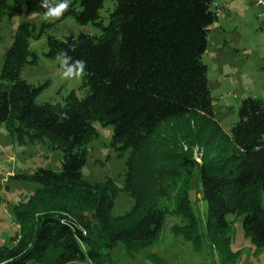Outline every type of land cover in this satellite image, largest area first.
Segmentation results:
<instances>
[{
    "label": "trees",
    "instance_id": "obj_1",
    "mask_svg": "<svg viewBox=\"0 0 264 264\" xmlns=\"http://www.w3.org/2000/svg\"><path fill=\"white\" fill-rule=\"evenodd\" d=\"M104 1L72 0L64 13L82 25L97 26L98 34L81 31L64 39L46 35L48 58L64 49L87 62L83 97L71 91L63 104L36 101L42 86L20 76L25 65L37 60L29 47L36 36L31 23L17 25L3 54L0 123L19 141L47 139L63 155L59 171L37 168L13 175L38 184V189L15 206L19 231L10 245H0V264H38L44 255V264H99L102 253L117 244L130 251L151 245L168 213L156 198L134 189L140 186L143 139L161 122L189 113H201L219 127L202 61L218 5L212 7L213 0H115L104 25L99 16ZM15 2L44 12L39 0ZM9 10L8 0H0V21ZM96 121L112 126V145L130 150L122 188L81 176L85 145L97 134ZM227 135L232 148L219 166L212 160L196 164L199 192L207 205L205 226L221 234L223 244L230 226L227 216H241L244 234L255 250H264V99L242 97L238 120ZM182 163L187 166V159ZM119 190L132 195L133 209L137 205L132 217L111 214ZM173 213L193 233L174 229V234L197 247L202 233L188 188L175 196Z\"/></svg>",
    "mask_w": 264,
    "mask_h": 264
},
{
    "label": "rangeland",
    "instance_id": "obj_2",
    "mask_svg": "<svg viewBox=\"0 0 264 264\" xmlns=\"http://www.w3.org/2000/svg\"><path fill=\"white\" fill-rule=\"evenodd\" d=\"M8 4L10 10L0 21V69L17 25L29 22L36 35L30 39L29 47L37 60L35 64L25 65L20 76L42 86L36 101L63 104L71 91L83 97L87 90L84 76L72 80L62 77L57 61L45 56L46 35L64 39L81 31L98 34L100 29L91 23L82 25L72 15L65 14L55 22H44L42 12L19 5L15 0H8ZM114 4L115 0H105L99 9L104 25ZM215 5L219 7L217 19L209 26L202 61L207 66L213 116L219 127L201 113H189L161 122L143 139L138 150L142 161L140 186L136 184L134 189L143 191L150 199L156 198L168 215L159 237L151 245L130 251L125 245L117 244L111 251L102 253L99 264H264V250H255L250 237L244 234L241 216H227L230 226L225 231L227 241L223 244V236L210 233L205 226L207 205L198 188V165L212 160L217 161L214 165L217 167L231 150L227 134L238 120L240 99L246 96L264 99V4L255 0H213L212 7ZM43 24H46L45 31L40 33ZM93 125L97 134L85 145L86 160L81 176L91 183L110 180L122 188L130 150L111 144V125L98 121ZM62 155V150L47 139L19 141L0 123V245H10L19 231L15 206L27 201L38 189V184L13 175L30 174L37 168L59 171ZM185 158L187 166L182 163ZM183 187L188 188L199 220L202 234L197 247L184 235L173 232L179 229L193 234L183 229L179 217L173 213L174 198ZM133 206L132 195L119 190L114 196L111 214L132 217L137 205L134 209ZM47 259L44 255L38 264H44Z\"/></svg>",
    "mask_w": 264,
    "mask_h": 264
},
{
    "label": "clouds",
    "instance_id": "obj_3",
    "mask_svg": "<svg viewBox=\"0 0 264 264\" xmlns=\"http://www.w3.org/2000/svg\"><path fill=\"white\" fill-rule=\"evenodd\" d=\"M72 5V0H39V6L44 9L41 19L44 22H55L59 20ZM57 61L62 77L66 80L79 79L85 74L87 62L83 59H73L68 51L60 49L57 51Z\"/></svg>",
    "mask_w": 264,
    "mask_h": 264
},
{
    "label": "built area",
    "instance_id": "obj_4",
    "mask_svg": "<svg viewBox=\"0 0 264 264\" xmlns=\"http://www.w3.org/2000/svg\"><path fill=\"white\" fill-rule=\"evenodd\" d=\"M255 2L258 4H264V0H255Z\"/></svg>",
    "mask_w": 264,
    "mask_h": 264
}]
</instances>
